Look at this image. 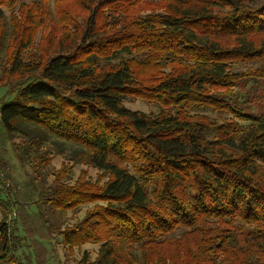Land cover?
<instances>
[{
  "label": "trees",
  "instance_id": "1",
  "mask_svg": "<svg viewBox=\"0 0 264 264\" xmlns=\"http://www.w3.org/2000/svg\"><path fill=\"white\" fill-rule=\"evenodd\" d=\"M0 86L24 162L49 166L56 144L109 174L38 194L61 213L97 204L56 230L99 245L78 264H264V0H0ZM2 170L0 260L16 263Z\"/></svg>",
  "mask_w": 264,
  "mask_h": 264
},
{
  "label": "rangeland",
  "instance_id": "2",
  "mask_svg": "<svg viewBox=\"0 0 264 264\" xmlns=\"http://www.w3.org/2000/svg\"><path fill=\"white\" fill-rule=\"evenodd\" d=\"M24 2L29 4L31 0H24ZM19 7L20 4L12 11L15 15H18ZM5 12L8 16L12 14L9 10ZM142 14L145 16L148 12L144 11ZM251 68L252 66L247 64L239 65L243 73H248ZM252 85L255 88V83ZM259 94L262 95L263 91L260 90ZM13 98L14 95L7 86H0V106L11 102ZM255 104L261 108L264 106L263 95L255 100ZM123 105L131 111L142 112L149 116H156L163 111L160 104L140 97H129L123 101ZM209 115L213 120L216 117L213 112ZM241 124L247 126L246 123ZM20 144V139L10 136L8 138L0 126V159L2 161L0 165L4 169L1 171L2 175L4 174L7 179L3 188L6 194L11 193L9 200L7 199L9 220L13 227L11 231L17 236L13 240L14 250H18L17 255L14 254L16 263L0 260V264H78L85 252L92 260H95L99 251L98 244H86L70 250L56 230L70 228L81 222L87 212L97 204L61 213L44 206H37L36 202L39 192L58 186V178L61 176L64 178L60 182L65 186H74L79 179L102 186L108 181L109 174L94 168L85 161L74 160V152L77 151L75 148L60 152L56 144H47L46 149H42V152L47 150L46 158L51 160L49 166H32L22 160L21 151L14 149ZM4 196L1 198L7 197V195ZM3 216V212L0 211V222ZM251 230L246 229L243 234H239V240H244Z\"/></svg>",
  "mask_w": 264,
  "mask_h": 264
}]
</instances>
